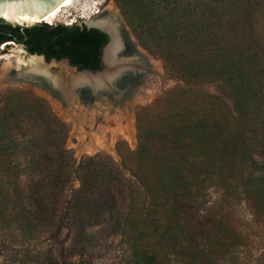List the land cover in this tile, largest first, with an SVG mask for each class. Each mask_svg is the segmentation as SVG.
<instances>
[{"label":"rangeland","instance_id":"obj_1","mask_svg":"<svg viewBox=\"0 0 264 264\" xmlns=\"http://www.w3.org/2000/svg\"><path fill=\"white\" fill-rule=\"evenodd\" d=\"M227 1L229 0L216 2L220 5ZM257 3V11L254 12L256 14L250 20L243 16L244 13L233 12L223 15L219 21L220 32L237 50L248 47L258 49L255 40L264 39V0H258ZM104 14H114L124 22L140 51L150 58L153 70L151 77L160 85L143 100L128 102L123 107L110 101H99L91 108L81 104L80 99L75 97L72 100L75 110L69 112L62 106L61 101L51 97L48 92L27 84H0V111L10 110L15 104L12 92L18 90L48 103L58 122L51 121L48 117L38 120L29 113L27 116L22 115L19 126L15 124L18 127L17 136L22 138V128L32 131L36 129L42 131L43 139L47 141L50 129L60 131L54 144L64 145L69 151L64 160L68 159L70 163L72 161L79 176L77 179L73 176L67 177L69 162L64 169L66 172L63 175L61 173L60 178L52 174L54 165L49 167L48 174L54 177L49 179L52 187L51 190L48 189L49 183L44 180L43 192L55 204L52 209L50 206L45 208L46 212L42 217L35 209L29 211L18 206L20 198L32 200L36 195V188L30 190L33 182L30 183V177L25 172L17 177L4 171L7 159L2 160L0 264H136L133 243L127 242L123 233L117 231L116 225L110 223L108 211L114 208V204L118 209L125 208L130 195V183H136L137 178L133 171L141 160L139 126L145 132L157 130L169 122L175 112L187 107L197 108L204 101L207 104L209 100L203 96L211 95L220 98L230 111L232 118L229 126L243 135L244 139H252V122L237 111V97L228 77L186 76L183 71H178L172 57L166 53L173 51L176 43L169 44L164 53V46L156 45L152 37L139 36L119 0H73L68 7L63 8L57 19L62 20L65 25L88 27L89 22H95L96 17ZM8 42L13 44L9 45L10 50L3 55L14 54L15 57L27 59L25 54L18 56L11 52L13 48L28 50L25 44ZM176 42L181 47L185 40L177 37ZM2 45L5 48V43ZM182 50L185 48L182 47ZM51 59L47 58L53 67V74L58 75L60 67ZM63 61L60 59L59 62ZM8 62L6 58L0 59V78L14 67V64L9 66ZM143 109L149 110L144 112ZM72 115L78 118V127ZM92 141H98L101 147L90 150L88 143ZM247 144L250 155L247 161L237 164L232 176H209L197 190V198L186 205L190 219L189 229L195 232L203 248L201 256L191 261L190 256L179 255L166 240L160 239L158 231L154 233L153 228H149L141 244L148 252L158 251L155 264H264V212L257 208L254 197L245 185L251 174L260 172L264 157L261 155L260 145L254 141H248ZM49 145L51 143L46 142V146ZM61 160L63 159L56 158L58 163ZM60 180L65 181L66 189H61L63 183ZM84 183L93 184L96 192L106 186L104 201L97 196L95 204L98 206L92 208L98 210L104 202L100 209L101 214L94 217V222L88 225L89 235L80 243L75 228L68 221L72 210L67 208V202L71 201L70 189L79 188ZM136 187L135 211L146 213L150 204L149 198L141 186ZM33 206H36L35 203ZM138 227L145 228V224L139 222ZM222 240L229 245L224 246ZM177 249L179 250L178 247ZM36 255L40 256L39 261L34 260Z\"/></svg>","mask_w":264,"mask_h":264},{"label":"trees","instance_id":"obj_2","mask_svg":"<svg viewBox=\"0 0 264 264\" xmlns=\"http://www.w3.org/2000/svg\"><path fill=\"white\" fill-rule=\"evenodd\" d=\"M119 1L139 36L152 37L156 45L164 46V53L169 44L176 43V50L166 53L172 57L178 71H183L186 76L228 77L237 97V111L252 122V139H244L229 126L232 116L220 98L204 95L203 98L209 100L207 104L204 101L197 108L187 107L175 112L171 120L157 130L145 132L141 126L138 128L141 160L133 171L137 180L130 183L126 207L118 209L114 204V208L108 211L110 223L116 225L127 242L133 243L136 264L157 262L158 251L148 252L141 244L149 228H153L154 233L158 231L160 239L166 240L179 255H188L194 261L201 256L203 248L195 232L189 229L186 205L197 198V190L209 176H232L237 164L247 161L250 156L248 141L260 145L264 157V39L255 40L258 49L237 50L220 32L219 25L223 15L233 12L244 13L245 18L252 19L258 0H229V4L220 5L217 0ZM177 37L185 40L183 46H177ZM10 40L23 43L30 52L45 54L48 59L70 58L75 66L100 70L102 50L109 36L101 30L78 24H48L24 32L19 27L0 25V44ZM13 94L15 104L10 110L0 111V166L6 158L4 171L17 177L25 172L30 177V183L33 182L30 190L36 188L34 193L38 196H33L30 201L20 198L18 206L29 211L35 209L44 217V209L48 206L52 209L55 204L43 192L44 180L49 183L48 189L52 187L49 179L54 177L48 174L49 167L54 165L52 174L60 178L69 162L67 177L77 179L79 176L72 161L64 160L69 151L64 145L54 144L60 131L50 129L46 141L41 130L22 128V138H18L15 124L19 126L22 115L29 113L38 120L44 117L58 120L48 103L39 97L22 90L13 91ZM143 110L147 112L149 109ZM45 141L51 145L46 146ZM56 158L63 160L58 163ZM1 171L0 167V175ZM259 171L251 174L245 185L257 208L264 212V163ZM61 182V189H66L65 181ZM138 185L149 198L146 213L135 211ZM105 186L96 192L93 184L84 183L69 191L71 201L67 202V208L72 212L68 221L75 228L80 243L89 235L88 225L101 214L104 202H100L98 210L92 208L97 204V196L104 201ZM137 222H143L145 228H139ZM221 243L229 245L223 240ZM38 259L40 256L36 255L34 260Z\"/></svg>","mask_w":264,"mask_h":264},{"label":"water","instance_id":"obj_3","mask_svg":"<svg viewBox=\"0 0 264 264\" xmlns=\"http://www.w3.org/2000/svg\"><path fill=\"white\" fill-rule=\"evenodd\" d=\"M61 2L62 0H0V25L19 27L23 32L33 27L48 26L47 23L35 20L42 19ZM102 16L95 18L98 22L88 24L89 28L101 30L109 36L102 50L100 70L80 68L73 65L68 58H63V63L59 62L60 59L52 58L51 60L60 67L58 75H55L46 55L13 48L11 52L19 56L25 54L27 62L18 66L14 62V67L0 78V84L12 86L27 84L48 92L61 101L62 106L69 112L75 110L72 103L75 97L80 99L81 104L91 108L99 101L102 103L110 101L123 107L134 101L137 93H146L141 88L153 74L152 64L140 51L128 28L118 16L114 17L112 14ZM102 19L108 20L106 25L102 23ZM52 24L55 26L64 22L57 19ZM5 42L7 41L0 44V55L10 50L9 45L2 48ZM32 57L37 59V64L30 61ZM66 66L69 69H66ZM82 76L88 79L84 80Z\"/></svg>","mask_w":264,"mask_h":264},{"label":"bare ground","instance_id":"obj_4","mask_svg":"<svg viewBox=\"0 0 264 264\" xmlns=\"http://www.w3.org/2000/svg\"><path fill=\"white\" fill-rule=\"evenodd\" d=\"M72 1L73 0H62V2L56 7V8H54L53 10H51L48 14H46L42 19H38V20H35V21H42V22H44V23H47V24H51L54 20H56L57 18H58V16H59V13L60 12H62V10H63V8H66V7H68L71 3H72ZM115 13V12H114ZM116 14V13H115ZM117 15V14H116ZM116 15H114L113 14V16L115 17ZM34 22V21H33ZM95 22H98V20H96ZM107 22H108V20H106V19H102V23H104L105 25L107 24ZM13 44V42H7V43H5V47L6 46H8V45H12ZM4 47V46H3ZM2 47V48H3ZM144 53V52H143ZM17 54V53H16ZM19 56V55H18ZM147 56V55H146ZM12 57H14V59H12ZM148 57V56H147ZM2 58H6V59H8V65L10 66V65H13L14 64V62L16 63L15 65L16 66H18V64L20 65V64H23V63H26L27 62V59H21L20 57V59L18 58V57H15V55L14 54H10V55H2V56H0V59H2ZM148 59H149V61H151L150 60V58L148 57ZM154 60V59H153ZM30 61L31 62H33V63H35V64H37L38 63V61H37V59L35 58V57H32L31 59H30ZM155 61V60H154ZM82 79H84V80H87L88 79V77H86V76H82ZM159 85H160V83H157V81H155L154 79H153V77H151L150 76V80L149 81H147V83H145V85H143L142 86V88H141V90H145V92L146 93H141V92H139V93H137L136 94V97H135V99L134 100H143L144 98H146L145 96L147 95V94H151L153 91H155L158 87H159ZM44 92V91H43ZM44 94V93H43ZM49 94V93H48ZM48 94H45L48 98H50V95H48ZM52 97V96H51ZM148 97V96H147ZM50 99H52V98H50ZM94 112V111H93ZM73 116V115H72ZM73 118V121H75L76 123H77V127L79 126L78 125V122H77V120H78V118L77 117H72ZM77 118V119H76ZM80 124V123H79ZM96 141V140H95ZM95 141H92V142H90V143H88V145H89V149L90 150H95V149H98V148H100L101 147V144H99L98 143V141L97 142H95Z\"/></svg>","mask_w":264,"mask_h":264},{"label":"flooded vegetation","instance_id":"obj_5","mask_svg":"<svg viewBox=\"0 0 264 264\" xmlns=\"http://www.w3.org/2000/svg\"><path fill=\"white\" fill-rule=\"evenodd\" d=\"M70 61H71V59L70 58H68ZM71 63H72V61H71ZM73 64V63H72ZM101 64H102V55H101Z\"/></svg>","mask_w":264,"mask_h":264}]
</instances>
